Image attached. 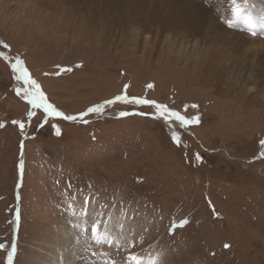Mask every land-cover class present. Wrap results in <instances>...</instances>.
Returning <instances> with one entry per match:
<instances>
[{
    "label": "rangeland",
    "instance_id": "obj_1",
    "mask_svg": "<svg viewBox=\"0 0 264 264\" xmlns=\"http://www.w3.org/2000/svg\"><path fill=\"white\" fill-rule=\"evenodd\" d=\"M11 1L0 5V264H264L261 111L201 73L66 42L61 23L48 32ZM17 59L60 112H103L50 117L30 103L37 89L17 79ZM120 95L154 104L106 103Z\"/></svg>",
    "mask_w": 264,
    "mask_h": 264
},
{
    "label": "bare ground",
    "instance_id": "obj_2",
    "mask_svg": "<svg viewBox=\"0 0 264 264\" xmlns=\"http://www.w3.org/2000/svg\"><path fill=\"white\" fill-rule=\"evenodd\" d=\"M9 1L0 0V5L11 6ZM17 2L23 4L14 8L20 17L35 12L46 19L48 32L53 22L61 23L66 42V37H75L106 55L123 49L143 68L162 63L194 77L201 73L209 82L204 86L212 87L218 96H233L247 107L255 106L264 119V37L225 26L218 16L222 8L208 0ZM252 3L264 11V0H248L246 11L253 9ZM16 22L19 31L20 22Z\"/></svg>",
    "mask_w": 264,
    "mask_h": 264
},
{
    "label": "snow or ice",
    "instance_id": "obj_3",
    "mask_svg": "<svg viewBox=\"0 0 264 264\" xmlns=\"http://www.w3.org/2000/svg\"><path fill=\"white\" fill-rule=\"evenodd\" d=\"M229 4L231 5L232 18L227 21L228 26L233 27L235 26L236 23L240 22L245 25V27L248 29L249 32H252L255 27V24H254V20L251 17V15L246 11V5L248 4V0H243L242 4L239 3L238 0H229ZM4 47H8V46L4 45ZM22 64L23 62L17 59L15 63L12 65V68L14 71L19 69V74L17 76V79H23L25 80V82L30 83L37 89L36 93L31 96L30 103H32L34 106L42 107L44 112L47 113L50 117L54 116V117H58V118H61L67 121H75L77 119H80L84 123H87L88 121L84 119V117L88 116L90 113L101 114L103 112L104 105H97V106H93L87 109L86 112L80 113L78 115H65L63 112H60L59 110H57L52 104L48 103L47 100L43 98V93L39 91V85H37L34 80H31V78L27 75L26 69L22 67ZM77 67H80V65H78ZM71 70L72 69H69V68L63 69V71L65 72L71 71ZM25 96L26 98H29V94L27 92L25 93ZM37 98H40L41 100V103L39 105H37ZM117 101H127L128 103H132V104H154L153 101L144 100V99L135 98V97L130 98V97H127L126 95L116 96L114 100L107 101L106 103L112 104ZM155 107L157 109H160L163 106L156 104ZM193 107H197V106L194 105ZM128 114L129 113L127 112L120 113L121 116H127ZM171 114L174 116H177L181 124L199 123V117H193L191 120H188V119H185L184 117H180L175 112ZM29 115H31V113H29ZM12 123L16 124L17 121H12ZM40 126L42 127L43 125H40ZM19 127L21 130H23L25 125L23 123H20ZM60 134H61L60 130L59 128H57L56 135L59 136ZM261 145L264 146V141H261ZM261 155L264 156V153H261ZM196 158L200 159L199 156H197ZM187 223H188L187 220H182L179 224H176L175 222H173V227L182 228ZM99 228H100L99 224L93 225L92 233L94 236L97 235ZM171 230L172 229H170V231ZM97 239L99 241L101 238L97 237ZM0 247H3V245H0ZM225 247L227 248L229 247V245H225ZM12 250L13 252L15 251L14 245H13ZM128 260L130 264H143V261L134 255L129 256ZM9 264H11V254H9ZM149 264H162V261H160L159 259H151L149 261Z\"/></svg>",
    "mask_w": 264,
    "mask_h": 264
},
{
    "label": "clouds",
    "instance_id": "obj_4",
    "mask_svg": "<svg viewBox=\"0 0 264 264\" xmlns=\"http://www.w3.org/2000/svg\"><path fill=\"white\" fill-rule=\"evenodd\" d=\"M226 26V25H225Z\"/></svg>",
    "mask_w": 264,
    "mask_h": 264
}]
</instances>
